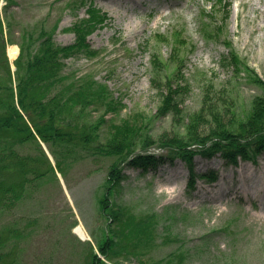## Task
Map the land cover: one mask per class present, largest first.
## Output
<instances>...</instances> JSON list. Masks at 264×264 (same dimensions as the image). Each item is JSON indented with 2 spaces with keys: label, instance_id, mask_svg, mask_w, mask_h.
Returning <instances> with one entry per match:
<instances>
[{
  "label": "rangeland",
  "instance_id": "obj_1",
  "mask_svg": "<svg viewBox=\"0 0 264 264\" xmlns=\"http://www.w3.org/2000/svg\"><path fill=\"white\" fill-rule=\"evenodd\" d=\"M89 1L0 0V37L13 74L16 58L9 56L8 38L19 52L32 42L33 54L44 32L53 31L60 46L74 44L71 28L88 17ZM93 2L108 14V24L88 38L95 54L65 60L69 79L63 87L90 79L108 97L103 104L75 112L76 123L83 128L76 133L96 130L99 141L106 144L124 131H140L131 141L135 151L141 136L156 143L164 133H182L188 118L202 110L207 93L214 104L228 97L241 117L255 99L264 98V85L256 82L264 83V0H226L232 4L226 20L217 0ZM230 49L242 63L239 72L229 60ZM4 51L0 48V62ZM154 58L161 69L155 83ZM168 84L185 88L178 96L181 117L158 116ZM210 121L204 118L202 133L210 131ZM40 144L48 159L35 143L20 144L16 147L20 157L32 161L24 163L22 171L6 172L7 184L15 187L31 166L43 170L49 162L53 167L45 177H29L33 182L25 186L20 201H4L0 264H91L95 252L103 264H264V154L238 166L219 157H197L196 173L215 174L217 179L194 184L182 160L144 171L127 166L130 150L121 156H101L84 150L80 142L62 173L54 148ZM150 149L156 155L163 153L157 146ZM117 169L125 177L116 186L109 179ZM116 216L135 218L136 223L147 219V231L130 236V229H124L121 240L116 235L123 228ZM80 225L87 240L74 231ZM113 240L129 247L105 258L100 246Z\"/></svg>",
  "mask_w": 264,
  "mask_h": 264
},
{
  "label": "trees",
  "instance_id": "obj_2",
  "mask_svg": "<svg viewBox=\"0 0 264 264\" xmlns=\"http://www.w3.org/2000/svg\"><path fill=\"white\" fill-rule=\"evenodd\" d=\"M217 4L226 6L224 0H217ZM87 15V18L71 28L76 35V42L72 45L56 44L50 32L42 33L43 36L39 40L35 54L31 52L32 42H29L26 47L22 45L19 57L14 61L16 66L14 74L4 51V48L6 49L4 38L0 37V48L5 52V58L3 62H0V81H2L0 84V213L5 208L6 198L13 203L23 198L25 186L33 182L29 177L36 180L45 177L53 169L49 162L47 169L43 170L31 166L24 175L25 180L16 185V188L12 184L8 185L6 176L19 171V168L22 171L23 164L26 162L29 164L28 161H32V157H20L16 149L20 144L35 143L41 155L47 159L40 142L48 144L51 149L53 147L56 151L53 149L52 153L58 170L62 173L65 161L71 158L73 150L78 147L76 145L78 142L84 150L93 151V154L101 156H121L126 150H130L127 157L130 156L131 161L127 166L143 170L155 168L166 160L172 162L181 159L189 166L191 174L197 156L211 159L220 154L229 163L237 164L239 159L253 161L264 152V98L261 97L255 99L250 110L241 117L234 112V105L228 97L224 96L222 98L225 100L221 98L214 104L207 93L202 110L188 118L182 133L174 136L164 133L159 136L156 143L154 138L141 136V146H137L138 149L135 151L130 149L131 141L133 139L135 141L140 131L138 133L124 131L125 134L118 140L106 144L99 141L96 130L85 129L81 134L76 133L83 128L76 123L75 112L91 105L103 104V99L108 97L106 90L90 79L73 81L63 87L64 82L69 79L64 70L65 60L77 54H95L88 43V37L101 29L108 21V16L95 8L93 3H90ZM1 23L0 17V31ZM6 44L16 43L8 38ZM158 60L154 58L152 62L153 83L161 73ZM231 61L235 71L239 72V66L242 63L238 61L234 52ZM256 82L264 85L260 79ZM184 90L183 87L173 88L171 84H168V94L164 96L158 116L172 114L175 117H181L182 109L178 96ZM227 115L231 118H227L229 117ZM206 116L211 118V129L208 133H202L201 124H204ZM126 126L129 128L131 125L126 124ZM152 146H157L168 156H157L151 153L155 150L150 149ZM124 177L123 171L117 169L111 173L109 180L117 186L121 184ZM110 189L112 186L106 190L110 191ZM115 218V222L118 221L120 224L118 227L123 228L116 235L121 240L126 236L124 229L125 232L130 229V236L147 231L148 225L144 222L147 219L136 223L135 218L129 220H124L121 216ZM1 233L0 230V261L3 258L1 251L5 246ZM113 241L100 246V251L105 258H110L111 252L129 247H123L120 245L121 242ZM100 263L103 264V261L99 255L93 253L91 264Z\"/></svg>",
  "mask_w": 264,
  "mask_h": 264
},
{
  "label": "bare ground",
  "instance_id": "obj_3",
  "mask_svg": "<svg viewBox=\"0 0 264 264\" xmlns=\"http://www.w3.org/2000/svg\"><path fill=\"white\" fill-rule=\"evenodd\" d=\"M19 54V47L14 45V46H10L9 47V56L10 58L14 59L18 56ZM75 233L81 237L83 240H87L88 239V235L84 229V227L82 225L80 226H77L75 229H74Z\"/></svg>",
  "mask_w": 264,
  "mask_h": 264
}]
</instances>
